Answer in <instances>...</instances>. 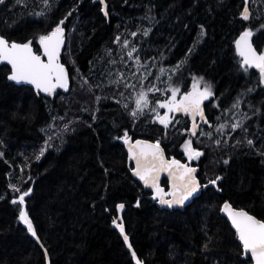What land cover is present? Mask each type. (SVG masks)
<instances>
[{"label":"trees","instance_id":"obj_1","mask_svg":"<svg viewBox=\"0 0 264 264\" xmlns=\"http://www.w3.org/2000/svg\"><path fill=\"white\" fill-rule=\"evenodd\" d=\"M106 3L108 20L93 0L0 5V34L32 38L36 48L68 17L61 60L70 81L68 93L51 99L8 82L9 68L0 64V264H136L129 244L143 264H251L220 207L228 201L264 220V83L260 70L241 67L235 48L238 34L249 29L264 52V0H248V22L239 17L244 0ZM196 80L210 85L213 96L205 107L209 129L189 135L202 155L189 160L181 142L187 120L173 118L166 127L153 109L172 88L189 93ZM145 86L156 90L134 116ZM125 132L158 140L167 156L196 165L206 186L183 209L157 207L130 173ZM21 210L47 254L19 220ZM118 216L128 243L113 223Z\"/></svg>","mask_w":264,"mask_h":264},{"label":"snow or ice","instance_id":"obj_2","mask_svg":"<svg viewBox=\"0 0 264 264\" xmlns=\"http://www.w3.org/2000/svg\"><path fill=\"white\" fill-rule=\"evenodd\" d=\"M42 3L45 6L50 5V0H42ZM245 8L242 12V18L244 20L249 19V9L247 7L248 0H244ZM43 13H40L42 15ZM69 16L71 13L68 14ZM67 16L61 19L56 27L47 35H41L39 37V43L43 47L44 55L47 56V63H45L39 55H36L31 47L32 41L29 40L25 43H17L12 41L11 43L0 36V60H5L11 65V74L8 79L11 81H27L30 84L35 85V87L43 92L51 94L54 89L57 87L68 89V77L63 65L58 62V54L60 50V45L64 42V24L67 20ZM261 27H264L262 25ZM203 29L201 30V35H203ZM133 36L136 33H132ZM144 35L147 36L148 32L145 31ZM253 36L251 30H245L241 33L240 38L236 40V47L239 51V54L243 57V63L241 67H250L255 66L259 68L261 74V83H264V54L257 55L255 49L250 43V38ZM116 40L119 41L120 37L117 36ZM124 45H128V41L125 40ZM191 52V49L189 50ZM136 52V49L133 48L131 52H128V57L131 58L132 54ZM137 60L139 57L137 56ZM183 62H181L182 64ZM177 68L180 65L176 66ZM161 73L165 70L160 69ZM176 71V68L173 69V72ZM171 79V78H170ZM202 79V78H201ZM55 81V82H53ZM199 81H197V84ZM194 89H196V84H194ZM151 91V89H149ZM179 91V88H172V98L171 100L166 101L163 104H160L161 108H167L168 113L174 112H186L190 113L194 117V123L192 127V135L197 134V124L195 123V116L199 114L200 119L204 123H208L205 119L204 112L201 109V102L213 96L211 86L205 84L202 91L195 90L193 92L187 93L183 96L182 99L177 101L176 93ZM251 91V89H249ZM99 99V98H98ZM239 106V101L232 105L233 108ZM127 107V106H125ZM148 107L147 98L144 92L139 94L138 99L136 100V110L132 113L134 116L139 112L142 113L144 108ZM155 111V109H153ZM165 113L164 116L157 115L159 122L166 127L169 123V115ZM65 129L68 128V125L64 126ZM232 129L235 130L240 127V124H232ZM225 124H220L218 126L219 131H223ZM201 135L205 133L201 132ZM211 135V132L207 133ZM51 137H49V140ZM123 140L125 143H128V136L125 132ZM217 144L220 143L219 140L216 141ZM47 146H51L48 141H45ZM142 142L137 141V146L141 145ZM248 144L251 145L252 141L249 140ZM144 148L147 150L141 149L140 152L136 151V146L130 145L129 152L132 159L136 161V169L134 175L138 176L141 180L144 181L145 185H150L156 191V197L158 198L161 205H167L169 208L174 205H183L186 200L190 197H193L197 193L198 188L200 187L198 181L193 175L196 172L195 168L187 167L186 165L181 164L177 160L166 161L163 157V152L160 149L159 142L156 144L145 145ZM185 151L188 155L189 160L199 158L202 153L195 150L192 147V142L190 140L185 141L184 144ZM45 148H41L40 155L44 154ZM40 157L37 156V159ZM228 163V161H224ZM163 170H168L169 175L173 179L172 191L168 193L171 196V199H165V194L163 189L157 184L159 177V172ZM222 178L217 176L214 180H210L209 183L216 185L217 181ZM18 190V189H14ZM32 190L29 189L28 192H23L19 197V203L22 205L24 203V198L29 195ZM13 203H17L16 200ZM139 205V201H138ZM124 205H118V208H123ZM223 212L227 213L231 219L232 224L234 225L239 240L242 242L243 249L245 253H250L255 264H264V222H261L255 219L253 216L249 215L247 212L233 211L230 204L225 202ZM19 220L22 221L27 226V231L33 236H36V232L33 227L32 221L28 218V214L21 210ZM113 223L119 228L125 243H128V236L124 234V227L122 222L117 223L115 220ZM131 248V245H128ZM207 247V245L205 246ZM133 257L136 259V264H143V261L136 258V253H132Z\"/></svg>","mask_w":264,"mask_h":264},{"label":"water","instance_id":"obj_3","mask_svg":"<svg viewBox=\"0 0 264 264\" xmlns=\"http://www.w3.org/2000/svg\"><path fill=\"white\" fill-rule=\"evenodd\" d=\"M5 1H6V0H0V5L3 4ZM93 1H96V2H98V3L100 4V10H101V13H102V15L108 20L109 17H108V12H107V3H106V0H93ZM247 7H248V9H249V5H248V4H247ZM244 8H245V3H244V5H243V7H242V9H241V11H240L239 17H240L244 22H248L249 19H250L251 12H250V9H249V19H248V20H244V19L242 18V15H241L242 12L244 11ZM62 19H63V18H62ZM60 20H61V19H60ZM60 20H59V21H60ZM59 21H58V22H59ZM55 27H56V25L52 28V30H53ZM63 27H64V26H63ZM52 30H51V31H52ZM51 31H49L48 33H50ZM244 31H245V30L241 31V32L238 34V36L236 37V40L240 38L241 33L244 32ZM48 33H47V34H48ZM47 34H46V35H47ZM0 36H2V35L0 34ZM3 37H4V36H3ZM4 38H5V37H4ZM252 38H253V36L250 38V43L252 44V47L255 49L257 55H259V54H264V53H262L261 51H259V50L256 49V47H255L254 44H253V39H252ZM29 40L32 41L31 47H32L33 52H34L36 55H39V56L41 57V59H42L45 63H47V56L44 55V50H43V47L41 46V44L39 43V39L37 40V43H38V46H39V51H36V50H35V48H34V44H33V39H32V38H28V39L23 40V41H18V40H8V41H9L10 43H11L12 41H15V42H17V43H25V42H27V41H29ZM236 40H235V42H236ZM65 44H66V38H65V29H64V42L60 45V50H59V54H58V62H59L61 65H63L64 68H65V71H66V74H67V77H68V84H69L68 89H63V88H59V87H57L56 89L53 90V92H52L51 94H48V93H46V92H43V91L38 90V89L35 87V85L30 84V83H28L27 81H20V82L11 81V80L8 79V77H9V75L11 74V71H12V69H11V65H10L7 61H5V60H0V64H5V65H7L8 68H9V72H8L7 75H6V79H7V81H8V82H11V83H13V84H15V85H25V86H29V87H31V88L33 89V91H34L36 94H41V95H43V96H45V97H48V98H51V99L54 98L59 92H60V93H63V94L68 93L69 90H70L69 73H68V69H67L66 65H65V64L62 62V60H61V55H62V52H63V50H64ZM235 48H236V52H237V54L239 55V57H240V59H241V61H242V63H243V57L239 54V51L237 50V47H236V43H235ZM250 68H255V69H258V70H259V68L255 67L254 65H253V66H250ZM53 82H55V81H53ZM186 94H187V93L183 94V95H182L177 101H179L180 99H182L183 96H185ZM202 103H203V101L201 102V104H202ZM172 114H173L174 116H177V115H180V114H183V115H184V112H183V111H181V112H174V113H172ZM197 126H198V123H197ZM192 127H193V124L191 123V124H190V131L192 130ZM197 128H198V127H197ZM196 131H197V130H196ZM137 141L142 142V144L137 146ZM150 144H156V143H155L154 141L150 140V139H146V138H142V137H135V138H133L131 135L128 136V143H125L124 140H123L124 149H125V152H126V154H127V160H128V162H130L131 165H132V167H131V169H130V173H131L132 177H133L134 179H136V180L141 184V186H142L145 190H148V191L150 192V198L152 199V201L155 202V204H156L157 207H159V208H167V209H173V208L183 209L186 205H188L189 203H191V201H192L196 196H198V195L200 194L202 188H204V187L206 186V184H202V183L200 182L199 178H198L197 175H196L197 170H198V167H197L196 165H192V164H190L189 161H182V160H180V159H178V158H175V157H173V156H167V154H166L165 151H164V148L160 145V149H161L162 152H163L164 160L169 161V162L172 161V160H177V161H179L181 164L186 165L187 167L195 168V169H196V172H195L193 175L195 176L196 180L198 181V183H199V185H200V187H199L198 190H197V193L194 194L193 197H190L188 200H186L185 203H184L183 205H174V206L171 207V208H169L167 205H161V204L159 203L158 198H154V197H156V191H155V189H154L153 187H151L150 185H145V183H144L143 180H141L138 176L134 175V171H135V169H136V161H135L134 159L131 158V156H130V152H129V147H130V145H132V146H136V151H137V152H140L142 148H143L144 150H147L146 148H144V146H145V145H150ZM163 179L166 180V185H163V184H162ZM172 183H173V179H172V177L169 175V171H168V170H163V171H160V172H159V177H158V180H157V184L159 185V187H160L161 189H163V192H164V194H165V199H171V196L168 195V193H170V192L172 191ZM225 202H228V201H225ZM225 202H223V203L221 204V207H220V214H221L222 216H224L225 219H226V220L229 222V224L231 225V227H232L233 231L235 232L236 237H237L238 241L240 242V244H241V246H242V249H243L242 242L239 240L238 233H237V231H236L234 225L232 224L231 219L229 218V216H228L227 213H225V212H223V211L221 210V209L223 208V205H224ZM228 203L230 204V206H231V208H232L233 211H241V210H243V211L247 212L249 215L253 216L255 219H257V220H259V221H261V222H264V220L257 218L256 216H254L253 214H251V213L248 212L247 210H245V209H243V208H237V207H234L230 202H228ZM120 221H121V216H118L117 219H116V222H117V223H121ZM123 227H124V226H123ZM116 229H117L118 233L123 237V235L121 234L119 228L116 227ZM124 234H126V233H125V228H124ZM32 236H33V235H32ZM33 237H34L35 241H36V242L42 247L43 251L47 254L45 248L42 246V244H41L39 238L37 237V235H36V236H33ZM129 250H130V252H131V254H132V253H133L132 249L129 248ZM243 252L245 253L244 249H243ZM245 254H248V255L250 256V258H251V264H255V261L253 260L251 254H250V253H245Z\"/></svg>","mask_w":264,"mask_h":264},{"label":"rangeland","instance_id":"obj_4","mask_svg":"<svg viewBox=\"0 0 264 264\" xmlns=\"http://www.w3.org/2000/svg\"><path fill=\"white\" fill-rule=\"evenodd\" d=\"M52 30V29H51ZM50 30V31H51ZM247 30H249V29H247ZM262 53H264V52H262ZM197 81H199V83L197 84ZM195 84H196V89H194V87L192 88V90L191 91H189V92H193V91H195V90H199V91H202L203 90V87H204V85H205V83L204 82H201V80H196L195 81ZM149 89H151V91H149ZM156 90V87H148V86H145L144 88H143V90H141L140 91V93L141 92H144L145 93V95H146V98H147V94L148 93H153V91H155ZM139 93V94H140ZM139 94H138V97H139ZM180 93L179 92H177L176 93V99L178 100L179 98H180ZM171 98H172V90L170 91V93L168 94V96H167V98H165V100H162L161 102H159L158 104H157V106H156V108H155V111H154V114H156V116H155V119L157 120V122H159V120L157 119V115H159V116H164L165 115V113H168V109L167 108H161L160 107V104H163V103H165L166 101H168V100H171ZM148 101V100H147ZM168 115H169V123H170V121L173 119V117H172V113H168ZM160 123V122H159ZM169 123H168V125H169ZM163 125V124H162ZM207 127H208V129H209V127H210V125H207ZM187 131V130H186ZM185 131V132H186ZM184 132V130L183 131H181V130H177V137H181V136H183L182 135V133ZM188 133V132H187ZM189 133H188V135H186V139H182V143H183V150H184V155L185 156H187V158H188V155H187V153H186V151H185V148H184V144H185V141H187V140H190V141H192V139L189 137ZM127 136H129V135H127ZM184 136H185V134H184ZM191 136V135H190ZM179 139V138H178ZM193 147V146H192ZM194 148V147H193ZM195 150H197L196 148H194ZM197 151H199V150H197Z\"/></svg>","mask_w":264,"mask_h":264},{"label":"flooded vegetation","instance_id":"obj_5","mask_svg":"<svg viewBox=\"0 0 264 264\" xmlns=\"http://www.w3.org/2000/svg\"><path fill=\"white\" fill-rule=\"evenodd\" d=\"M37 47H38V48H36L35 45H34L35 50H36V51H39L38 43H37ZM183 94H185V93H181L180 97H181ZM206 103H207V100H203V103L201 104V109H202L203 112H204L205 119H206L207 121H209V120H208V115H207L206 110H205ZM172 117H173V118L183 117L184 119H186V120H187V127H186V130H187V132H188L191 136H193V135H192V132L190 131V124H191V123H192V124L194 123V117H193L192 114L184 112V115H183V114H180V115L174 116V115L172 114ZM195 123H196V124L198 123L197 134H196L195 136H197V135L200 133V131L203 129L204 125H208V124H209V122H208V123H204V122L200 119L199 114H197V115L195 116ZM193 137H194V136H193Z\"/></svg>","mask_w":264,"mask_h":264},{"label":"built area","instance_id":"obj_6","mask_svg":"<svg viewBox=\"0 0 264 264\" xmlns=\"http://www.w3.org/2000/svg\"><path fill=\"white\" fill-rule=\"evenodd\" d=\"M159 142L158 140H156V143Z\"/></svg>","mask_w":264,"mask_h":264}]
</instances>
